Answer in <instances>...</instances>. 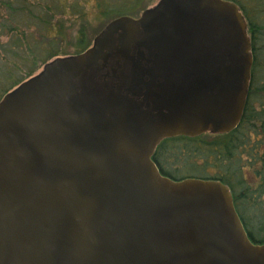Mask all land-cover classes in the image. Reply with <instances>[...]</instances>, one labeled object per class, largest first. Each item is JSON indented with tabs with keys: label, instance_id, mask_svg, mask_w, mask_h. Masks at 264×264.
Returning a JSON list of instances; mask_svg holds the SVG:
<instances>
[{
	"label": "water",
	"instance_id": "95a60500",
	"mask_svg": "<svg viewBox=\"0 0 264 264\" xmlns=\"http://www.w3.org/2000/svg\"><path fill=\"white\" fill-rule=\"evenodd\" d=\"M252 41L229 0H160L0 99V264H264L233 193L154 161L233 132Z\"/></svg>",
	"mask_w": 264,
	"mask_h": 264
},
{
	"label": "trees",
	"instance_id": "16d2710c",
	"mask_svg": "<svg viewBox=\"0 0 264 264\" xmlns=\"http://www.w3.org/2000/svg\"><path fill=\"white\" fill-rule=\"evenodd\" d=\"M67 1L0 0V47L5 44L2 37L11 39L8 48H0L8 57L0 67L20 71L31 62L45 65L68 56L52 50L53 44L65 38L58 26L63 27L61 18L70 15L65 10ZM229 1L240 7L247 20L254 59L242 122L228 134L166 139L157 148L154 161L161 173L172 179H215L230 187L249 237L264 244V0ZM35 65L26 71V78H17L5 93L33 76Z\"/></svg>",
	"mask_w": 264,
	"mask_h": 264
},
{
	"label": "rangeland",
	"instance_id": "374dc122",
	"mask_svg": "<svg viewBox=\"0 0 264 264\" xmlns=\"http://www.w3.org/2000/svg\"><path fill=\"white\" fill-rule=\"evenodd\" d=\"M159 1L160 0H68L65 5V10L68 11L70 15L67 14L64 18H61L60 21L63 20V27L58 26L59 30H63L65 38L53 44L54 48L52 50L60 51L62 55H74L80 50H83V48L88 49L93 46L95 38L112 20L126 15L139 17L145 9L154 7ZM81 33H83V35H81ZM80 39L82 40L81 44ZM2 41H4L5 44L0 48H8L9 46L7 45L11 42L10 37L4 36L2 37ZM4 62H8V57L7 54L0 49V64ZM16 62L17 61L14 63ZM34 65L33 62L28 63L22 67L20 71H13L14 68L8 69L7 65H1L0 99L6 94L5 90L7 91L17 78L21 80L26 78L25 75L28 74L26 71L34 67ZM43 66V64H36L34 75L40 72Z\"/></svg>",
	"mask_w": 264,
	"mask_h": 264
},
{
	"label": "flooded vegetation",
	"instance_id": "af4514ba",
	"mask_svg": "<svg viewBox=\"0 0 264 264\" xmlns=\"http://www.w3.org/2000/svg\"><path fill=\"white\" fill-rule=\"evenodd\" d=\"M146 10H147V9H145V10L142 12V14H143ZM142 14H141V15H142ZM127 16H130V15H127ZM130 17L138 19L140 16H139V17H138V16H136V17H135V16H130ZM115 19H116V18H115ZM115 19H114V20H115ZM112 21H113V20H112ZM112 21H111V22H112ZM99 34H100V33H99ZM99 34H98V35H99ZM95 39H96V38H95ZM94 41H95V40H94Z\"/></svg>",
	"mask_w": 264,
	"mask_h": 264
}]
</instances>
